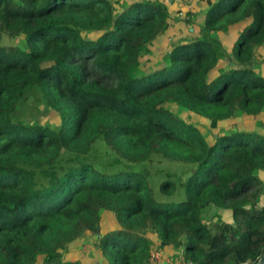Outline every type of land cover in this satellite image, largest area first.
<instances>
[{"label": "trees", "instance_id": "trees-1", "mask_svg": "<svg viewBox=\"0 0 264 264\" xmlns=\"http://www.w3.org/2000/svg\"><path fill=\"white\" fill-rule=\"evenodd\" d=\"M115 5L0 0V264H83L64 254L89 235L100 264H148L165 248L256 264L264 136L231 127L210 142L193 117L215 131L264 114V0H198V35L152 70L140 60L170 11ZM236 26L228 54L220 34Z\"/></svg>", "mask_w": 264, "mask_h": 264}, {"label": "rangeland", "instance_id": "rangeland-1", "mask_svg": "<svg viewBox=\"0 0 264 264\" xmlns=\"http://www.w3.org/2000/svg\"><path fill=\"white\" fill-rule=\"evenodd\" d=\"M111 2H115L117 5H115V8L117 11L121 10V7L123 4H129L132 2H141V1H147V0H110ZM149 1H158L160 3H163L167 6L168 10L170 11L171 15L174 13L173 20L178 28H182L181 31H183V36L186 39H191L198 34L194 32V29H198L202 23V17L198 19H190V22H188L187 19V13L193 12L198 7V0H149ZM192 9V10H191ZM180 26V27H179ZM164 38V37H163ZM156 43V42H155ZM153 44L151 46V53L143 55L141 57V70H152L153 66L157 62L160 57L170 51L171 47L175 44L174 38H171V36H168L166 39H162V41H159L156 44ZM258 69V65H255L254 68ZM43 120V119H42ZM193 120L195 122H198L200 125V128L208 133L209 141L213 142V139L215 137V134L220 132H226L230 131L231 124L230 122H224L221 124L220 128L218 130L212 131L208 128L206 120H202L198 117H193ZM233 124V123H232ZM168 168H170V171H176V168L183 170L181 167L175 165H170ZM224 213V212H222ZM112 227H114V220L113 218H106L102 224H101V230H110ZM91 239H88L86 242H84L81 246H78L77 249L79 250L80 257H77L83 261L84 264H100V259L94 254L90 253L88 256H86L87 249L91 246L92 242L94 241L95 237L91 236ZM84 255V256H83Z\"/></svg>", "mask_w": 264, "mask_h": 264}, {"label": "crops", "instance_id": "crops-1", "mask_svg": "<svg viewBox=\"0 0 264 264\" xmlns=\"http://www.w3.org/2000/svg\"><path fill=\"white\" fill-rule=\"evenodd\" d=\"M173 16H174V13L171 15V17L173 18ZM202 20H203V17H202ZM173 23H175V22H173ZM202 24H203V21H202L201 25ZM243 27L244 26H236V27L231 28L226 34H220V40L223 43L224 47L226 48V51L228 54H230L231 48H232L234 42L236 41L237 37L241 33ZM181 30H182V28H178L174 24L169 28L168 34L164 38L166 39L168 36H171V38H174V43H177L178 41H183L186 38H184V36H183L184 33ZM164 38L163 37L160 38L156 43H158L159 41H162V39H164ZM260 55H261L260 59L256 64V65H258V69L255 67L254 70L256 72L260 73L264 77V46L260 51ZM229 122H230L232 128L234 127V128H237L238 130L252 131V132H255V133H258V134L264 136V114L259 116V117H256V118L243 116V117H239L238 119L231 120ZM260 177L262 180H264V174L263 175L260 174ZM91 236L95 237L94 235H89L85 239L77 240V241L73 242L72 244H70L68 246L65 254H64V258L66 260H72V261L73 260H80L81 262H83L81 259L77 258V257L81 256L79 254V250L77 249V247L81 246L88 239L92 240ZM95 241H96V238L92 242L91 246L87 249L86 256H88L90 253H94L100 259V263H101L102 261H101L100 255L97 254L94 250ZM154 243H156L154 245L157 246L158 242H156L154 240ZM163 252H164L166 258L170 262H173L178 258V251H175L171 248H165L163 250Z\"/></svg>", "mask_w": 264, "mask_h": 264}, {"label": "built area", "instance_id": "built-area-1", "mask_svg": "<svg viewBox=\"0 0 264 264\" xmlns=\"http://www.w3.org/2000/svg\"><path fill=\"white\" fill-rule=\"evenodd\" d=\"M165 2H166V0H165ZM148 264H194V263L185 259L181 249L178 250V258L173 262H170L166 258L163 250L156 249L150 253V258H149Z\"/></svg>", "mask_w": 264, "mask_h": 264}, {"label": "water", "instance_id": "water-1", "mask_svg": "<svg viewBox=\"0 0 264 264\" xmlns=\"http://www.w3.org/2000/svg\"><path fill=\"white\" fill-rule=\"evenodd\" d=\"M256 264H264V253Z\"/></svg>", "mask_w": 264, "mask_h": 264}]
</instances>
